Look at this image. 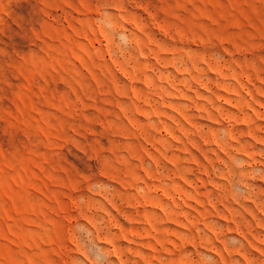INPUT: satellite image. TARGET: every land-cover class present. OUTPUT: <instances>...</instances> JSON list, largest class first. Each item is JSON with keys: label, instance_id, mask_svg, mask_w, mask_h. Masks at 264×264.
Returning <instances> with one entry per match:
<instances>
[{"label": "rangeland", "instance_id": "obj_1", "mask_svg": "<svg viewBox=\"0 0 264 264\" xmlns=\"http://www.w3.org/2000/svg\"><path fill=\"white\" fill-rule=\"evenodd\" d=\"M0 264H264V0H0Z\"/></svg>", "mask_w": 264, "mask_h": 264}]
</instances>
